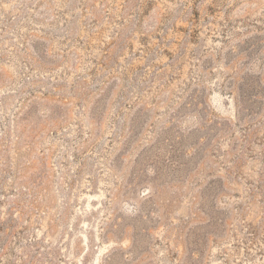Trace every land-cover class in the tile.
<instances>
[{"label": "rangeland", "instance_id": "374dc122", "mask_svg": "<svg viewBox=\"0 0 264 264\" xmlns=\"http://www.w3.org/2000/svg\"><path fill=\"white\" fill-rule=\"evenodd\" d=\"M0 264H264V0H0Z\"/></svg>", "mask_w": 264, "mask_h": 264}]
</instances>
